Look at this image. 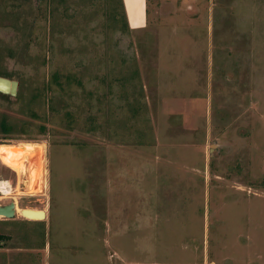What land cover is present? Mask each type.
<instances>
[{
  "label": "rangeland",
  "instance_id": "374dc122",
  "mask_svg": "<svg viewBox=\"0 0 264 264\" xmlns=\"http://www.w3.org/2000/svg\"><path fill=\"white\" fill-rule=\"evenodd\" d=\"M113 10L0 0L17 82L0 94V180L19 185L0 264H264V0H146L136 30ZM19 143L41 147L37 193Z\"/></svg>",
  "mask_w": 264,
  "mask_h": 264
},
{
  "label": "bare ground",
  "instance_id": "6f19581e",
  "mask_svg": "<svg viewBox=\"0 0 264 264\" xmlns=\"http://www.w3.org/2000/svg\"><path fill=\"white\" fill-rule=\"evenodd\" d=\"M28 157H36L37 163L35 166H37L36 167L37 173L35 174L33 173L34 166L26 170L27 182H23V189L27 193H31V192L37 193L41 190V180L37 179L39 178L41 174L40 164L42 162V152H41L40 145L19 143L17 145V151H16V164H15L16 167L15 168L19 171L24 170L23 162L27 161ZM33 179L35 180L33 181ZM13 208H14V205H13ZM23 210H30L34 212L41 211L43 213V218H40V217L30 216L28 214H21V211H20V215L25 219H29V220H43L44 219V211L42 210H32V209H23Z\"/></svg>",
  "mask_w": 264,
  "mask_h": 264
},
{
  "label": "water",
  "instance_id": "95a60500",
  "mask_svg": "<svg viewBox=\"0 0 264 264\" xmlns=\"http://www.w3.org/2000/svg\"><path fill=\"white\" fill-rule=\"evenodd\" d=\"M17 92V82L11 81L7 78L0 77V94L15 96ZM0 214L2 218L10 219L14 216L15 212L13 209V203H8L5 206L0 207ZM21 214H28L30 216L43 218V213L41 211H30V210H21Z\"/></svg>",
  "mask_w": 264,
  "mask_h": 264
},
{
  "label": "trees",
  "instance_id": "16d2710c",
  "mask_svg": "<svg viewBox=\"0 0 264 264\" xmlns=\"http://www.w3.org/2000/svg\"><path fill=\"white\" fill-rule=\"evenodd\" d=\"M119 2V15L117 14L116 10L111 11L110 13V18L112 20H115L116 17L118 16L119 21H120V25H121V30H125L127 29V23H126V19H125V15H124V11H123V6H122V2L121 0H118ZM116 21V20H115ZM9 75H7L6 73L0 72V77L3 78H8ZM52 80L53 82L58 86L61 87L60 82L58 81V77L56 76V74L52 75ZM65 80L68 82V77L65 78ZM1 96V95H0ZM11 127L6 123L5 118H1L0 119V134L1 135H7L11 132ZM8 236L2 235L0 234V248L2 247V245L4 244L5 241H7Z\"/></svg>",
  "mask_w": 264,
  "mask_h": 264
},
{
  "label": "crops",
  "instance_id": "0c3cea01",
  "mask_svg": "<svg viewBox=\"0 0 264 264\" xmlns=\"http://www.w3.org/2000/svg\"><path fill=\"white\" fill-rule=\"evenodd\" d=\"M121 2H122V6H123L125 19H127L126 23L129 24V26L127 24V27L131 30H136V29L142 28L144 26L145 20H146V0H121ZM140 6L144 10V14L140 17V20H139V24H141V25L138 27H135V28H131L130 27V19H128L129 14H130L129 12H132V10H134V8H139ZM15 211H19V210H15ZM44 217H45V214H44ZM26 220H29V219H26Z\"/></svg>",
  "mask_w": 264,
  "mask_h": 264
},
{
  "label": "built area",
  "instance_id": "2783aa9c",
  "mask_svg": "<svg viewBox=\"0 0 264 264\" xmlns=\"http://www.w3.org/2000/svg\"><path fill=\"white\" fill-rule=\"evenodd\" d=\"M18 182L12 185L8 180H0V202L9 200L18 189ZM2 205V204H1ZM2 207V206H0Z\"/></svg>",
  "mask_w": 264,
  "mask_h": 264
}]
</instances>
